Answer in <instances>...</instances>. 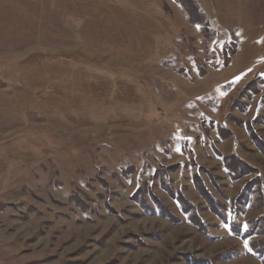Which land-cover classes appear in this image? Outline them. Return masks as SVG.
Instances as JSON below:
<instances>
[{
    "label": "rangeland",
    "instance_id": "obj_1",
    "mask_svg": "<svg viewBox=\"0 0 264 264\" xmlns=\"http://www.w3.org/2000/svg\"><path fill=\"white\" fill-rule=\"evenodd\" d=\"M193 1L0 0V264H260L199 188L263 189L264 0Z\"/></svg>",
    "mask_w": 264,
    "mask_h": 264
},
{
    "label": "trees",
    "instance_id": "obj_2",
    "mask_svg": "<svg viewBox=\"0 0 264 264\" xmlns=\"http://www.w3.org/2000/svg\"><path fill=\"white\" fill-rule=\"evenodd\" d=\"M189 1H191L192 7L196 9V13L200 14V10L197 4L193 0H189ZM184 6L187 9V11L191 14V11L186 7L185 4ZM189 7L191 6L189 5ZM200 23L201 22H199L198 24ZM200 25H203V27H206V24H200ZM228 43H231V42H228ZM233 47L235 51H233L232 54L234 55L236 53V48H237V44L235 41H233ZM229 60L226 59V66L229 64L228 63L230 62ZM254 122L255 121L247 123L245 128L247 129L250 136L253 137V143H255L258 149L262 151V153L264 154V143L254 137L255 133L253 131V126H252ZM233 158H236V157H231L230 159H226L222 157V160L224 162L223 163L224 167L226 171H228L229 175L232 177V180L243 179L247 175H251L252 177L243 182V186L240 192L237 193V195L234 196V198L230 200L231 210L233 211L231 215L233 216V218H231L230 220H227L228 218H226L223 212V208H222L224 206H221L217 202L218 200L214 196H211L209 194L210 192L208 191V189L199 188V192L202 196H204V198H206L205 201L211 208L212 212L217 216L219 221L224 225H228L230 232L234 234V236L238 237L243 242L249 241V251L247 252V254L258 259L260 264H264V220H262L263 217L258 216L254 218V220H251L253 222H250V225L248 226V228L244 230H243V224L241 222H238L239 214L244 213L245 208L247 206L252 204V207H253V205L255 204V207H258L264 204V202L260 203V201H264V185L262 189V177L260 176L257 170L249 167L248 165H246L240 160L232 161ZM174 198L176 201L179 202L180 205L183 203V201H179L176 196ZM133 199L143 208V210L148 215H151L154 213L155 210L152 209L151 206L147 202H145L144 199L139 200L137 196L133 197ZM72 201L73 203L76 204V206H78V208H82L81 210L85 209V206L81 203V201L75 195L72 197ZM159 210L162 212L161 207H159ZM186 213L188 214V212ZM164 217L165 218L167 217V213L164 214ZM199 217L200 216H198L196 212L195 213L192 212V216L190 218L191 223H194L196 221L195 219ZM204 225H205V228L203 232L205 234H211L209 230L210 225L208 224V226H206L205 222H204ZM211 225L213 226L212 228H219L218 224H211ZM154 233L155 232L149 233V236H153ZM254 237H256L257 239L259 238V239L258 240L254 239L253 241L250 242V239H253ZM228 254H229L228 251L224 252L222 254L223 259L229 258ZM190 262L193 264H200V262L195 261L193 259H191ZM204 264H206V262Z\"/></svg>",
    "mask_w": 264,
    "mask_h": 264
}]
</instances>
